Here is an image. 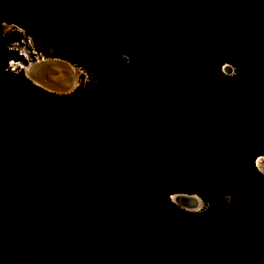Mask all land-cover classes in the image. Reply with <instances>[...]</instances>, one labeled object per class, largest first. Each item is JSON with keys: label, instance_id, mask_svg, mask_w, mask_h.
<instances>
[{"label": "trees", "instance_id": "1", "mask_svg": "<svg viewBox=\"0 0 264 264\" xmlns=\"http://www.w3.org/2000/svg\"><path fill=\"white\" fill-rule=\"evenodd\" d=\"M2 25L88 81L50 94L0 38V264H264V0H0Z\"/></svg>", "mask_w": 264, "mask_h": 264}, {"label": "water", "instance_id": "2", "mask_svg": "<svg viewBox=\"0 0 264 264\" xmlns=\"http://www.w3.org/2000/svg\"><path fill=\"white\" fill-rule=\"evenodd\" d=\"M25 77L36 87L55 95H68L74 93L79 87L80 69L60 58H42L28 65H18ZM225 73H230L231 66L226 64L223 67ZM82 74V71H81ZM260 156L255 160V167L264 176V168ZM175 200L171 201L187 212H194L196 207V194H175ZM201 210V208H199ZM198 210V212L200 211ZM195 213V212H194ZM197 213V212H196Z\"/></svg>", "mask_w": 264, "mask_h": 264}, {"label": "rangeland", "instance_id": "3", "mask_svg": "<svg viewBox=\"0 0 264 264\" xmlns=\"http://www.w3.org/2000/svg\"><path fill=\"white\" fill-rule=\"evenodd\" d=\"M0 38L4 39L5 42H11L10 48L14 53L15 60L12 59L9 63L8 68L10 72L21 71L18 65H28L29 63L35 62L36 60L42 58H52V57H48L47 54L48 51L46 50V47L44 45H40L37 41L33 40V38L29 37L27 30H25L22 27L15 25L12 26L2 25L0 26ZM233 71H234V67L231 66L230 73H226V74L232 75ZM87 81H88L87 76L83 78L80 77L79 84L80 85L85 84ZM198 196L201 198L203 202L201 210L197 212V214L199 213L201 214L207 209L208 206L204 198L200 195ZM227 199L230 202L229 197ZM178 208L180 210H183L180 207ZM189 213H194V212H189ZM22 261L24 263H28V258L23 256ZM147 262L148 264H164V255L159 253L155 257H151Z\"/></svg>", "mask_w": 264, "mask_h": 264}, {"label": "bare ground", "instance_id": "4", "mask_svg": "<svg viewBox=\"0 0 264 264\" xmlns=\"http://www.w3.org/2000/svg\"><path fill=\"white\" fill-rule=\"evenodd\" d=\"M17 64V63H15ZM79 75H82L81 72L79 71ZM263 163V168H264V159L261 160ZM195 200H196V207L198 208L197 210H195L194 212H198V210H200L199 208H202L203 202L201 200V198L198 195H195ZM176 195L172 196V199L175 200Z\"/></svg>", "mask_w": 264, "mask_h": 264}]
</instances>
